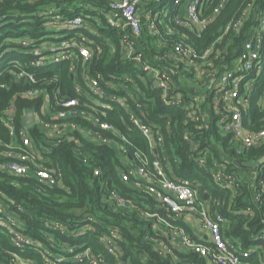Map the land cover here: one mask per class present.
<instances>
[{
  "label": "trees",
  "instance_id": "1",
  "mask_svg": "<svg viewBox=\"0 0 264 264\" xmlns=\"http://www.w3.org/2000/svg\"><path fill=\"white\" fill-rule=\"evenodd\" d=\"M221 1L211 0L204 8L203 15L211 21L201 31L174 21L183 4L178 6L174 0H153L147 5L155 11L161 8L170 11L164 18L165 24L159 25L158 34L148 31L144 25L141 45L146 47V58L152 59L156 66L164 68L168 74L175 68L170 74L174 83L166 96L168 101L180 100L179 105H174L164 100L163 89L150 85L148 76L134 57L125 56L122 38L127 32L109 24L108 0H0V162L16 159L4 154L11 150L9 144L15 139L4 120L7 111L14 109L17 131L23 127L22 119L27 109L42 113V98L26 97L23 92L44 87L51 94L61 91L63 95L86 101L91 95H84L89 91L84 75L91 74L102 82L106 95L128 96L135 113L152 127L155 137H162L157 148L160 158L168 166V175L199 184L202 198L212 204V213L227 218L226 235L241 240L244 247L253 244L256 233L264 228V199L257 203L254 198L262 193L264 176L258 174V178L249 180L241 177L231 187L214 177L212 167L218 163V168L228 174L253 172L243 163L264 156V144L237 153L236 141L220 130L219 106L215 104L206 84L208 79L204 77L208 71L200 79L194 66L174 63V42L188 37L185 43L195 47L199 57L192 60L200 61L222 30L231 21L239 19V30L219 41L208 57V61L214 64L211 71L224 73L221 59L224 58L226 64L241 45L243 48L252 28L264 17V0H227L225 7L214 15ZM76 16L83 17L82 27H63L61 21ZM58 19L62 20L57 22ZM147 41L149 44L144 43ZM64 42L75 43L67 47L74 53V60H63L50 69L40 68L36 72L31 62L40 58L34 55V49L41 47L42 55L58 54L65 50ZM49 43L56 47L54 51H48L50 45L43 46ZM82 44L93 52L86 65L77 47ZM157 55L162 60L156 58ZM165 55L170 58L164 59ZM19 64L36 73V82L28 83L26 78L18 80L15 72L23 68ZM70 67H75L76 76L72 75ZM77 85L83 86V93L77 91ZM131 95L138 98L137 103ZM259 96L257 91L243 110L246 125L254 131L264 128V106H259ZM197 97L201 102H196ZM107 101L112 107L106 110L101 106L96 109L93 105L79 103L71 108L75 114L57 121L41 114L44 121L70 122L89 130L94 137L75 130L67 136L50 138L45 130L49 128L47 125L35 124L28 128L44 155L41 164L56 170L60 175L59 183L47 184L33 174L17 175L0 170V202L4 208L18 214L24 236L30 241L18 243L7 228H1L6 233L0 235V264H50L60 257L66 260L58 264H92L89 257L75 259L76 254L87 248L97 256L103 255L109 264H190L191 261L205 264L204 259L193 251L176 252L178 259L172 255L164 257L146 238L149 231L151 236L163 237L159 230L153 231L154 219L148 214L158 213L162 218L175 220L171 221L175 225H180V220L174 219L168 205L146 189L155 184L153 181L140 179L139 183L144 186L140 188L122 179L120 168H128L130 160L136 162L137 153L148 158L153 170L156 152L150 139L133 123L130 112L116 101ZM51 110L55 113L67 109L53 101ZM83 112L91 117L87 119ZM95 116L112 125L114 130L100 128L92 120ZM202 158L206 160V166L200 163ZM112 190L125 198L129 205L116 208L108 200ZM247 208L252 212H243ZM115 227L121 234L118 257L111 255L102 241L109 229ZM16 253L21 259L15 258Z\"/></svg>",
  "mask_w": 264,
  "mask_h": 264
},
{
  "label": "built area",
  "instance_id": "2",
  "mask_svg": "<svg viewBox=\"0 0 264 264\" xmlns=\"http://www.w3.org/2000/svg\"><path fill=\"white\" fill-rule=\"evenodd\" d=\"M153 0H108L109 13L107 19L110 25L120 27L123 31L127 32L122 38V44L125 47L124 53L126 57L135 59L140 69L148 76L149 83L152 87H159L164 90V100L174 105H179L180 100L168 101L166 97L170 92V87L174 83L171 72H175L173 67L170 74L164 68H160L153 63L152 59L146 58L145 46L143 43V27L146 25L148 31L157 33L159 31V25L165 24L164 18L170 13L169 8H161L160 11H155L153 8L147 7L148 3ZM211 0H174L176 5H182L180 12L175 16L174 21L177 24L191 27L192 29L201 31L210 21L203 15L204 8L210 3ZM227 0H222L217 8L214 10V15H217L222 8L225 7ZM62 19H58L57 22ZM64 28L76 29L82 27L84 19L81 16L69 17L62 22ZM241 20L231 21L223 30L220 37L212 44L210 48L206 50L200 61H195L199 57L195 47L189 46L185 43L188 37H182L172 45L173 53L175 55L174 63L179 65L180 62L186 63L189 67L196 66L201 69V76L208 79L206 84L209 85L210 92L214 97V102L218 105L217 111L221 114L219 121L220 130L225 135H231L236 141L237 153H243L245 149L250 147H260L264 144V128L258 131L251 130L245 121V110L249 105L250 98L255 96L258 91L259 106H264V36L256 30V27L252 28L251 33L246 37L242 50L239 49L232 55L233 58L228 63H224V58L221 59V67L225 66L224 73L218 74V71L212 72L211 68L214 64L208 61V57L211 55L219 41H223L224 38L232 33L238 31L240 28ZM260 24V23H259ZM148 43L149 42H144ZM75 43L64 42L65 50L58 54L42 55L44 52L36 51L34 55L40 59L32 61L31 66L36 72H39L40 68L50 69L53 65H57L63 62V60H74V53L69 52L67 47L72 46ZM162 44V43H160ZM76 46V45H75ZM82 59L83 64L86 65L93 57V52L89 47L82 44L77 46ZM142 47V48H141ZM55 46L48 49V51H54ZM218 57V56H217ZM158 59L162 60L160 55H157ZM168 55H165L164 59H168ZM195 58V60H192ZM240 61L238 62V59ZM189 60V61H187ZM244 62V65H239ZM239 65V67H238ZM19 67H23L18 72H15L18 80L26 78L28 83L36 82V73L27 71L25 65L19 64ZM238 70L236 71V68ZM72 75L76 76L75 67H70ZM20 78V79H19ZM251 82V86L248 91L245 90L247 81ZM84 81L89 91H86L84 95L89 94L91 97H87L89 100L81 101L80 98H74L72 96L63 95L61 91H55L50 93L47 88L30 89L22 93L23 96L31 98H42L41 111L45 115L43 109L46 100L49 101L50 111L53 101L57 105L66 107L67 110L53 113L51 110L52 121H57L65 118L68 115L75 114V110H71L79 103L83 106L93 105L96 109L101 106L102 109H109L112 107L111 102H106V99H111L123 105L129 112L133 123L143 134L150 139L152 147L155 148L156 156L152 161L153 170L150 169L148 158L141 157L139 153L136 154L137 161H128V168H120V174L124 181L133 182L138 187L144 186L139 183L140 179H148L155 184L148 185L146 189L156 198L161 199L168 205L171 214L174 215V219H179L180 225H175L166 218H162L158 213L148 214L150 218L154 219L151 227L153 231L159 230L163 233L162 236L150 235V231L146 238L152 242L153 249L164 257L174 256L178 259L176 252L179 251H193L197 253L205 264H264V228L256 233L254 243L244 247L241 240H235L232 237L226 235V224L228 223L220 213H212V204L210 201L203 199L200 192V185L194 184L191 180L186 179H174L167 173V164L162 161L158 153V145L163 140L159 135L155 137L152 127L143 122L133 108L129 105L128 96H109L103 88L102 82L90 75H84ZM116 86V85H114ZM77 91L84 92V88L81 85H77ZM133 100L137 103L138 98L131 95ZM252 96V97H251ZM54 97V98H53ZM101 102H96V99ZM196 102H201V98L197 97ZM139 106L142 108V106ZM33 109V108H29ZM28 110V109H27ZM34 110V109H33ZM12 112L8 115V112ZM36 118L35 124L47 125L56 129V133H53L52 137L67 136L75 130H81L86 136H91L92 132L85 129H80L78 125L70 122L63 123H50L42 119L41 114L34 110ZM27 113V111H26ZM25 113V115H26ZM15 111L10 108L4 118L6 125L10 128V133L14 143L9 144L10 151L4 152L8 157L16 159L0 162V170L17 175H31L37 176L41 181L47 184H57L60 182V175L55 169H49L41 164L44 159V155L37 148L36 142L30 135L28 130L31 126H25L17 131L14 122ZM24 115V116H25ZM84 117L89 119V114L82 113ZM24 118V117H23ZM206 118V116H205ZM51 119V118H50ZM45 120H47L45 118ZM93 122L104 130H114V127L109 123L102 121L100 117H93ZM23 122V119H22ZM48 133V132H47ZM93 135V134H92ZM95 135L91 136L94 137ZM2 143L0 139V144ZM21 149L20 152H16V149ZM15 154V157H14ZM263 157V156H262ZM259 160V159H258ZM254 160V161H258ZM87 161V158L85 159ZM253 162V161H250ZM200 163L206 166V160L200 159ZM247 166V165H246ZM218 163H215L212 167V173L218 181H224L225 184L234 187L238 179L245 177L246 180L258 178V174L264 176V164L259 165L257 168H252L253 172L247 171L245 175L235 172L234 174H228L218 168ZM243 176H241V175ZM253 174V175H252ZM264 182V178L262 180ZM261 194H258L255 201L260 202L261 198L264 199V186L261 190ZM109 201H111L116 208H120L129 204L125 198L120 196L116 191L112 190L109 195ZM218 205L219 203L216 202ZM21 208V207H19ZM23 209V208H22ZM243 212L249 214L252 212L251 208L245 209ZM156 219V221H155ZM161 221V222H160ZM162 223V224H161ZM1 228H7L9 232L15 236L18 243H30L23 233V224L21 218L15 211H10L2 206L0 202V235H3L5 231ZM6 233V232H5ZM121 239V234L118 228L109 229L108 233L103 236L105 249L114 257L120 255V246L118 241ZM1 247V243H0ZM16 259H21L20 254H14ZM82 257H89L92 264H109L103 255H95L91 248H87L84 251L76 254L75 259L80 260ZM63 257L57 258L50 262V264H58L65 261ZM119 264V263H117ZM190 264H198L191 261Z\"/></svg>",
  "mask_w": 264,
  "mask_h": 264
},
{
  "label": "rangeland",
  "instance_id": "3",
  "mask_svg": "<svg viewBox=\"0 0 264 264\" xmlns=\"http://www.w3.org/2000/svg\"><path fill=\"white\" fill-rule=\"evenodd\" d=\"M151 2V1H150ZM51 25V23L49 22L48 23V26H50ZM256 30L258 31L259 30V33H261L262 35H263V32H264V17L263 18H261V20H260V24L259 25H257L256 26ZM46 45H50V48L53 46L52 44H43V46H46ZM36 51H39V52H43V50H42V48L40 47V48H36V49H34V51H33V53L34 52H36ZM240 61V58L238 59V62ZM239 65H244V62H241V64H239ZM239 65H238V67H239ZM195 67V69L197 70V72H198V77L201 79L202 77H201V74H200V71H201V69L200 68H198V67H196V66H194ZM238 67L236 68V71L238 70ZM250 86H251V82H250V80L249 81H247V84H246V87H245V90L246 91H248L249 90V88H250ZM195 87L196 88H198L199 87V85H195ZM252 97V96H251ZM96 102H98V103H100L101 101L97 98L96 99ZM47 107H49V101H47L46 100V103H45V106H44V110H45V116H46V118H51V110L49 111L48 109H47ZM11 111L10 112H8V115H11ZM45 130H48L47 132V134H48V136H50V137H52V135H53V133H56V129H54V128H52V127H49V128H45ZM245 173H246V171H244V173H242L243 175H245Z\"/></svg>",
  "mask_w": 264,
  "mask_h": 264
},
{
  "label": "water",
  "instance_id": "4",
  "mask_svg": "<svg viewBox=\"0 0 264 264\" xmlns=\"http://www.w3.org/2000/svg\"><path fill=\"white\" fill-rule=\"evenodd\" d=\"M35 112L33 109H28L26 115L23 118V125L25 126H31L32 124L35 123ZM243 164L247 165V166H252L254 168H257L259 165H263L264 164V156L261 157L258 161H253V162H244ZM129 204H127L128 206Z\"/></svg>",
  "mask_w": 264,
  "mask_h": 264
}]
</instances>
